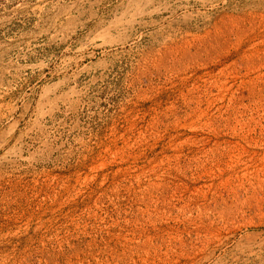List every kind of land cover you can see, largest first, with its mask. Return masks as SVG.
<instances>
[{"label":"rangeland","instance_id":"rangeland-1","mask_svg":"<svg viewBox=\"0 0 264 264\" xmlns=\"http://www.w3.org/2000/svg\"><path fill=\"white\" fill-rule=\"evenodd\" d=\"M0 264H264V0H0Z\"/></svg>","mask_w":264,"mask_h":264}]
</instances>
